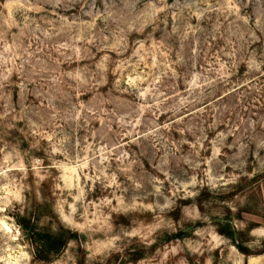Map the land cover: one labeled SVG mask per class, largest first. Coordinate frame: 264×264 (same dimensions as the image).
I'll return each instance as SVG.
<instances>
[{"label":"rangeland","instance_id":"374dc122","mask_svg":"<svg viewBox=\"0 0 264 264\" xmlns=\"http://www.w3.org/2000/svg\"><path fill=\"white\" fill-rule=\"evenodd\" d=\"M35 214L49 264H264V0H0V264Z\"/></svg>","mask_w":264,"mask_h":264},{"label":"trees","instance_id":"16d2710c","mask_svg":"<svg viewBox=\"0 0 264 264\" xmlns=\"http://www.w3.org/2000/svg\"><path fill=\"white\" fill-rule=\"evenodd\" d=\"M37 219L36 214L32 217L18 215L17 222L32 248L34 260L39 263L49 264L66 249L72 240L78 238V233L65 226H60L56 231L39 228L36 224ZM181 237V234H173L167 238V241ZM237 248L243 254L248 255L239 246Z\"/></svg>","mask_w":264,"mask_h":264}]
</instances>
